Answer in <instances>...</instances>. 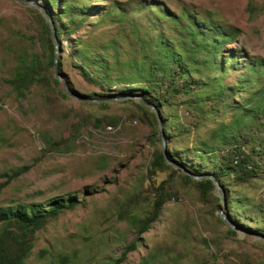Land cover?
I'll use <instances>...</instances> for the list:
<instances>
[{
  "label": "rangeland",
  "instance_id": "1",
  "mask_svg": "<svg viewBox=\"0 0 264 264\" xmlns=\"http://www.w3.org/2000/svg\"><path fill=\"white\" fill-rule=\"evenodd\" d=\"M33 1L42 5V0ZM62 4L88 14L85 22L59 43L67 62L65 77L82 96L90 98L110 92L116 95L121 91L139 94L142 74H135L127 63L148 65L155 57L165 60L162 45L175 57H192L191 69L203 86L170 97L161 107L164 114H172L170 125L175 128L167 147L183 162L212 169V161H203L190 149H201L205 139L214 144L211 133L221 123L232 120V107L245 92H239L233 98L234 105L227 109L219 103L212 108V97L206 98L202 108L195 109L192 98L206 96L215 89L213 77H219L226 86L233 85L240 74H245L246 85L251 80L260 83L257 69L264 63L253 60L264 59V0L57 2V6ZM164 9L170 11L169 17L159 15ZM38 11L41 10L36 5L21 0H0V174L31 165L5 185L6 177L0 176V208L14 212L18 205L47 206L54 197H76L78 202L34 232L23 264H109L134 241L135 247L121 264H264V238L243 231L264 227V173L247 183L228 185L237 200L234 224L244 228L233 235L228 232V225L219 221L220 205L212 195L201 196L196 185L182 181L180 171L150 170L161 139L158 120L151 127L149 111L148 116H141L133 101H110L104 107L96 101L63 97L57 89L40 85L16 96L5 79L11 75L15 56L24 46L21 35L37 33ZM189 12L196 13L199 21L208 25L211 21L221 24V30L212 29L204 34L205 38L215 40L223 32L235 30L234 39L222 44L215 56L220 67H224L225 57L229 56L225 71L219 67L214 72L213 66L202 61V53L189 44L185 26ZM137 39H144L148 47H141ZM110 41L115 44L116 61L107 68V76L123 81V88L112 91L84 78L75 64V54L80 49L85 57L90 55V60L100 54L112 61V49L101 48ZM253 68L256 74L249 78ZM87 69L90 73L103 70L93 66ZM167 83L164 77L160 86L150 87L146 93L164 96ZM199 110L204 111L203 117L198 116ZM197 119H201V125L195 128L193 122ZM238 132V142H245L246 148L258 144L256 139L264 136L257 129ZM42 133L60 140L61 146L64 141L71 143L70 149L44 152ZM161 182L166 183L172 197L137 240L139 219L148 214L153 202L152 186ZM212 193L216 194L215 190ZM7 228L20 231L19 227Z\"/></svg>",
  "mask_w": 264,
  "mask_h": 264
},
{
  "label": "trees",
  "instance_id": "2",
  "mask_svg": "<svg viewBox=\"0 0 264 264\" xmlns=\"http://www.w3.org/2000/svg\"><path fill=\"white\" fill-rule=\"evenodd\" d=\"M59 0H42V5L50 15L57 39L60 43L61 38L69 36L73 33L81 24L85 22V18L88 16L82 10H77L75 7L70 8L67 4L57 6ZM38 30L36 34H22L21 36L25 41L24 46L20 52H18L14 59V66L11 75L5 79L9 83L12 89L16 92V96L20 97L28 91L33 85H40L47 89H57V92L67 97L68 94L60 87V81L54 75V42L52 39L49 23L44 18L41 11L36 12ZM160 16L169 17L170 11L164 9ZM182 15L179 16V18ZM210 16V15H209ZM156 19V16L155 18ZM187 24V38H189V44L194 47L198 52L202 53L203 62L206 65L213 66L214 72L220 67V63L216 62L218 55V49L222 44L230 42L235 37V30L229 33L221 34L216 37L215 40L205 38V35L210 30H221V24L216 21H211L208 25L205 21H199L196 13H190L186 15ZM195 25L197 27H195ZM202 27H208L201 29ZM184 28V26H183ZM204 38V39H203ZM141 47L147 48L148 44L144 39H137ZM76 40L75 43H78ZM115 44L110 41L107 45L101 48H110L112 52V61L105 60L100 54L93 55L90 60V55L85 57L83 50H78L75 54V64L79 67L84 78L94 82L95 85H101L110 91L123 88V81L111 80L107 76V68L112 67L115 64L114 57L116 51L113 50ZM162 54L167 56L165 60H161L159 57H155L150 60L148 65L143 63L137 64L134 61H129L127 64L130 66L135 74H142L139 78V94L127 92H119L113 95L111 92L101 93L98 96L90 97L101 99L98 104L107 106L110 100L108 98L125 96L122 101H133L137 110L140 111L141 116H146L150 113L152 119L150 125L153 127V123H157V116L154 111L150 110V107L143 102L134 99L132 95H140L144 100L152 103L159 111L162 121V128L165 137V150L167 157L177 164L185 167L190 173L195 175L212 174L215 179L220 183L225 194L226 207L225 213L229 219L236 224L235 209L236 199L232 196V191L228 185H236L247 183L254 178L260 176V173H264V136L256 139V145L250 148L245 147V142H238L240 136L238 130H244L246 132L257 129L260 133H264V67L259 68L260 83L256 80H251L250 85H246L245 74L238 75V80L230 86H226L219 82V77H213L211 81L215 84V89L207 93L206 96L195 95L192 98V104L195 109H200L206 102L207 97H212L215 100V104L212 108L217 107L216 103H219L224 109L233 106V98L244 91L245 95L241 99H237L234 109L233 118L229 122L221 123L220 127L213 130L211 133V140L214 144L208 143L205 139L201 143V149H190L197 154L203 161H207L209 164L212 161L214 166L212 169H208L205 165H199L197 163L182 161V157L167 147V142L174 135L175 128L170 125V117L172 114H164L161 110L163 104L169 101L170 97L176 95H184L194 89H200L203 84L199 78L195 77L194 71L191 69L192 57L185 56L181 59L175 57L173 53L165 51L166 48L162 45ZM59 49L58 56V70L64 76V79L69 85L67 78L63 72L64 65L67 62L64 60L63 49ZM62 53V54H61ZM148 54V51L146 52ZM165 58V57H164ZM226 63L224 67H220V71H225L228 68L227 62H229V56L225 57ZM254 63H264V59H255ZM87 66H93L94 68H102L103 70L87 69ZM255 68V67H254ZM250 69L249 78L255 76L257 70ZM91 74L92 77L89 76ZM167 77L168 83L165 86V95H148L146 92L150 87L161 85V80ZM203 78V77H202ZM248 78V79H249ZM209 81V80H208ZM62 86V85H61ZM70 86V85H69ZM70 89L75 92L72 87ZM114 100V101H119ZM209 101V100H208ZM149 111V113H148ZM198 116H202L204 111H198ZM201 117V118H202ZM115 122V120L113 121ZM201 125V119H197L193 122L195 128ZM179 132H182L180 130ZM161 139V133H159ZM41 138L44 144L43 151L47 149L55 152H63L70 149L71 143H66L61 146V141L50 136L41 134ZM43 152V153H44ZM30 164H26L19 168H16L11 173H2L0 176H5L6 179L3 185L9 183L12 179L21 175L29 170ZM166 170L171 169L173 173L181 172V179L183 182L196 185L198 193L201 196L212 195L213 201L222 206V201L218 194H213L215 190V184L210 177H202L195 179L186 174L182 169L173 166L169 163L163 154L162 148L156 151L154 157L150 163V170ZM88 189V186L85 187ZM152 193L154 195L151 209L146 216L139 219L137 225L136 239L139 240L140 235L151 227L162 209L163 204L169 200L172 196L170 190L166 188V183L161 182L157 186H152ZM244 200V198H242ZM76 197H71L68 200H64L63 197H54L50 200L47 206H43L42 203H30L27 205H18L14 212L12 210H2L0 208V264H23L26 257L29 255L30 248L32 246L33 234L36 230L43 227L49 220L54 219L59 213L65 209L72 208L77 204ZM244 205V202H242ZM220 222H223L221 217H218ZM237 226V225H236ZM7 227H19L20 231L16 232ZM239 227V226H237ZM242 228V227H241ZM244 229V228H243ZM228 232L230 234H236V229L228 226ZM248 234L256 233L264 236V227H249L244 229ZM205 244H208L204 240ZM135 247V241L127 244L125 249L120 255L111 260L109 264H121L127 253Z\"/></svg>",
  "mask_w": 264,
  "mask_h": 264
},
{
  "label": "water",
  "instance_id": "3",
  "mask_svg": "<svg viewBox=\"0 0 264 264\" xmlns=\"http://www.w3.org/2000/svg\"><path fill=\"white\" fill-rule=\"evenodd\" d=\"M21 1L25 2L26 4H34V5H36L41 10L44 18L49 23V27H50L52 39H53V42H54V75L60 81V83H61V85L63 87V90L70 97L75 98V99L85 100V101H89V102H92V101H100L101 99L88 98V97L82 96V95H80V94H78L76 92H73L70 89V86L68 85V83L64 79V76L58 70L59 41L57 39L56 32H55V28H54V25H53V22H52V19H51L50 15L48 14V12L46 11V9L42 5H39L37 3H34L33 0H21ZM123 97H125V96L108 98L107 100L114 101V100L122 99ZM131 97H133L134 99L139 100V101L143 102L144 104L148 105L155 112V114L157 116V119H158V123H159V127H160V133H161V148H162L163 154L166 157L167 161L169 163L175 165L176 167L182 169L186 174L190 175L191 177H193L195 179H200L202 177H210L213 180L214 184H215V192H216V194H218V196L220 197V199L222 201V206H220L218 208V214L220 215L223 223L227 224L229 227H232V228H234L236 230H243V229L237 227L232 221H230V219L228 218L227 214L225 213V210H224L225 207H226L225 194H224V191L222 189V186L220 185V183L215 179V177L212 174H203V175H195V174H192L185 167H183L182 165L177 164L175 162H172L167 157L166 150H165V137H164V132H163V128H162L161 116L159 114L158 109L152 103L144 100L140 95H132ZM251 234L264 238V236H261V235L256 234V233H251Z\"/></svg>",
  "mask_w": 264,
  "mask_h": 264
}]
</instances>
